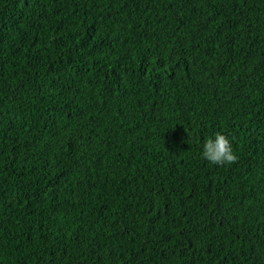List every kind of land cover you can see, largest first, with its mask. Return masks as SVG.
<instances>
[{"label": "trees", "instance_id": "obj_1", "mask_svg": "<svg viewBox=\"0 0 264 264\" xmlns=\"http://www.w3.org/2000/svg\"><path fill=\"white\" fill-rule=\"evenodd\" d=\"M0 264H264V0H0Z\"/></svg>", "mask_w": 264, "mask_h": 264}, {"label": "clouds", "instance_id": "obj_2", "mask_svg": "<svg viewBox=\"0 0 264 264\" xmlns=\"http://www.w3.org/2000/svg\"><path fill=\"white\" fill-rule=\"evenodd\" d=\"M202 158L211 164L221 166L235 163L238 160L230 139L221 132H216L214 139L209 138L204 142Z\"/></svg>", "mask_w": 264, "mask_h": 264}]
</instances>
